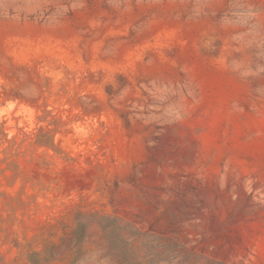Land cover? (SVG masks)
Masks as SVG:
<instances>
[{"label":"rangeland","instance_id":"rangeland-1","mask_svg":"<svg viewBox=\"0 0 264 264\" xmlns=\"http://www.w3.org/2000/svg\"><path fill=\"white\" fill-rule=\"evenodd\" d=\"M0 264H264V0H0Z\"/></svg>","mask_w":264,"mask_h":264},{"label":"trees","instance_id":"trees-1","mask_svg":"<svg viewBox=\"0 0 264 264\" xmlns=\"http://www.w3.org/2000/svg\"><path fill=\"white\" fill-rule=\"evenodd\" d=\"M39 144H41L42 145V142H40ZM44 145V144H43Z\"/></svg>","mask_w":264,"mask_h":264}]
</instances>
